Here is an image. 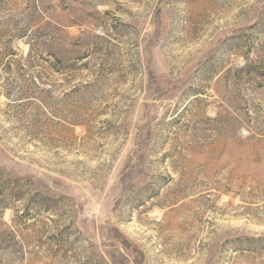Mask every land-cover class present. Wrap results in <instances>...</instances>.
Instances as JSON below:
<instances>
[{
	"label": "rangeland",
	"instance_id": "obj_1",
	"mask_svg": "<svg viewBox=\"0 0 264 264\" xmlns=\"http://www.w3.org/2000/svg\"><path fill=\"white\" fill-rule=\"evenodd\" d=\"M0 264H264V0H0Z\"/></svg>",
	"mask_w": 264,
	"mask_h": 264
}]
</instances>
